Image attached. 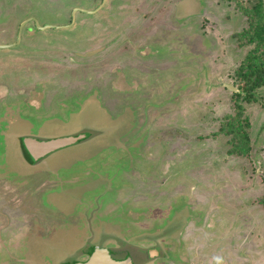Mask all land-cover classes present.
I'll return each instance as SVG.
<instances>
[{
    "label": "rangeland",
    "instance_id": "obj_1",
    "mask_svg": "<svg viewBox=\"0 0 264 264\" xmlns=\"http://www.w3.org/2000/svg\"><path fill=\"white\" fill-rule=\"evenodd\" d=\"M252 5L264 14V0H0V47L15 44L0 48V264L77 258L91 239L121 251L122 234L175 262L183 217L188 264H264V86L242 104L246 156L218 131ZM80 134L22 159L19 137ZM102 190L124 204L100 211Z\"/></svg>",
    "mask_w": 264,
    "mask_h": 264
},
{
    "label": "trees",
    "instance_id": "obj_2",
    "mask_svg": "<svg viewBox=\"0 0 264 264\" xmlns=\"http://www.w3.org/2000/svg\"><path fill=\"white\" fill-rule=\"evenodd\" d=\"M242 15L247 18L250 25L249 32L239 35V42L253 43V48L234 72L235 81L239 85L240 93L234 94L235 118H226L218 130L220 134L228 137L230 147L228 155L246 156L247 142L249 140L248 119L243 115V102L252 103L256 101L253 93L264 86V14L259 12V6H251L250 9L243 10ZM259 19V21H258ZM238 90V91H239ZM262 202V201H261Z\"/></svg>",
    "mask_w": 264,
    "mask_h": 264
},
{
    "label": "flooded vegetation",
    "instance_id": "obj_3",
    "mask_svg": "<svg viewBox=\"0 0 264 264\" xmlns=\"http://www.w3.org/2000/svg\"><path fill=\"white\" fill-rule=\"evenodd\" d=\"M105 1H107V0H105ZM122 1H124V0H122ZM116 2L119 3L120 1H116ZM29 17H30V14H27L26 20H24V22L22 24H20V26L18 28L20 30V35L23 32H26L29 35L30 33L28 31L30 29L31 30L34 29L32 20L28 19ZM74 18H76V15H74ZM28 20H30V21H28ZM27 21L30 22V25H32V27L25 25L27 23ZM78 24H79V20H78ZM87 24H89V23H87ZM64 28H66V27L64 26ZM69 29H71V28H69ZM47 30H48V32H50L49 31L50 28H48ZM32 32H33V30H32ZM20 35H19V37H20ZM253 95L256 97V93H253ZM248 135H249V132H248ZM20 153H21L23 161L26 163L27 161L24 159L22 151ZM118 191H121V190H114L112 193H110L111 190H104L102 193L97 195L96 198L99 199V202L101 204L100 205V208H101L100 211L102 210V208H104L105 202H101V201L106 200L105 197H112L114 195L115 200H114V203L112 204L114 206L120 205L119 207H121V205L124 204V202L120 201V199H122V195H121V192L118 193ZM118 208H113L111 210L115 211L114 209H118ZM181 221H182V224L180 225V228L175 227L174 230L171 231V233L173 234L174 242H173L172 246L170 247L171 252H172L170 254L171 255L170 258L173 257V261H175L178 264H188V260L185 258V248H184V245H185V217H183L181 219ZM133 235H135V234H133ZM122 236H123V238H125L126 245L125 246H119V245L115 244L116 248H122V247L124 248L121 251H120V249H116L114 251V253L112 254V257L115 260H124L125 261L127 258H129V263H126V264H138V262H139V264H167L168 263V262L166 263V261H165V257H167V256L164 255V253H167L168 251L165 250L164 246L162 247L160 244L163 241H161V240H157L155 242L154 241H136L134 236H133L134 239H130V240H128L129 235H123L122 234ZM136 237H140V236L138 235ZM171 238H172V236H171ZM167 240H169V239H167ZM94 246H97L99 248L111 249L110 246L100 247V246H98L97 242H94V240L91 239V241L84 244V249L82 248L81 254L77 258L73 257V259L71 258L69 260L58 259L59 262H56L55 264H65V263L66 264L67 263L73 264L76 262H83V261L88 259V257H89ZM125 247H127V249H125ZM175 262L170 261L168 264H174ZM216 263L222 264L223 262H216ZM223 264H226V263H223Z\"/></svg>",
    "mask_w": 264,
    "mask_h": 264
},
{
    "label": "water",
    "instance_id": "obj_4",
    "mask_svg": "<svg viewBox=\"0 0 264 264\" xmlns=\"http://www.w3.org/2000/svg\"><path fill=\"white\" fill-rule=\"evenodd\" d=\"M51 28L50 26H45L40 28L41 30ZM20 35V34H19ZM19 35L16 39V43L19 42ZM15 44H11L5 47H0L1 49L14 47ZM229 90H234V92H238L236 88L227 87ZM86 137L85 134H80L75 137H65V138H57L52 140H37L30 137H19L18 138V146H20V151H22L24 159L27 161V165L32 166L39 162L40 160L46 158L47 156L71 147L81 141H83ZM115 250H111L108 248H99L94 246L88 259L83 262H76L73 264H126L129 263V258L124 260H115L112 257V254ZM66 264V263H65ZM68 264V263H67Z\"/></svg>",
    "mask_w": 264,
    "mask_h": 264
}]
</instances>
